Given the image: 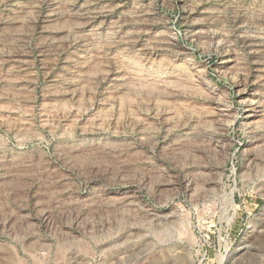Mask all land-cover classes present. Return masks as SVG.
<instances>
[{
	"label": "rangeland",
	"instance_id": "rangeland-1",
	"mask_svg": "<svg viewBox=\"0 0 264 264\" xmlns=\"http://www.w3.org/2000/svg\"><path fill=\"white\" fill-rule=\"evenodd\" d=\"M0 264H264V0H0Z\"/></svg>",
	"mask_w": 264,
	"mask_h": 264
}]
</instances>
